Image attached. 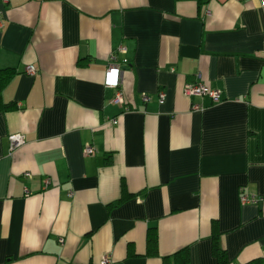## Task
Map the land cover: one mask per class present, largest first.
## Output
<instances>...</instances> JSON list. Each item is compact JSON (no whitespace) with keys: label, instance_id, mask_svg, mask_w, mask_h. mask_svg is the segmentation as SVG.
<instances>
[{"label":"crops","instance_id":"obj_1","mask_svg":"<svg viewBox=\"0 0 264 264\" xmlns=\"http://www.w3.org/2000/svg\"><path fill=\"white\" fill-rule=\"evenodd\" d=\"M7 68L0 264H218L214 231L226 264L264 259L260 0H0Z\"/></svg>","mask_w":264,"mask_h":264},{"label":"built area","instance_id":"obj_2","mask_svg":"<svg viewBox=\"0 0 264 264\" xmlns=\"http://www.w3.org/2000/svg\"><path fill=\"white\" fill-rule=\"evenodd\" d=\"M262 7H264V0H260ZM121 67L118 65H109L107 71H106V81L105 85L111 89H118L120 86V73ZM25 72L29 75L35 74V69L32 66H26ZM183 92L186 96H208L211 98L213 102H217L220 99V91L217 89H208L202 82H195V83H186L183 87ZM164 97V94L162 92L159 93V98L162 100ZM143 99L145 101L148 100L147 96H143ZM115 101H121V94L116 93L115 95ZM194 109H199V104L193 105ZM115 122V120H113ZM9 141V150L13 151L17 147H19L21 144L24 143V137L21 134H11L8 137ZM84 152L87 155H92L94 153V149L88 144L84 148ZM240 202L241 203H250L255 202V199L253 197H248L247 195H241L240 196ZM100 264H112V260L109 253H106L102 256V259L100 261Z\"/></svg>","mask_w":264,"mask_h":264},{"label":"trees","instance_id":"obj_3","mask_svg":"<svg viewBox=\"0 0 264 264\" xmlns=\"http://www.w3.org/2000/svg\"><path fill=\"white\" fill-rule=\"evenodd\" d=\"M15 74V70L11 68L0 70V110H9L15 108L14 104H7L2 101L1 93L7 81ZM147 245L150 252L157 250V233L155 229L148 230ZM212 252L217 258L218 264H226L227 257L225 250L220 246L218 235L214 231L212 236ZM172 264H189V256L186 248L175 254V260ZM242 264H264V259L254 258Z\"/></svg>","mask_w":264,"mask_h":264}]
</instances>
